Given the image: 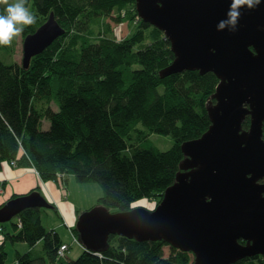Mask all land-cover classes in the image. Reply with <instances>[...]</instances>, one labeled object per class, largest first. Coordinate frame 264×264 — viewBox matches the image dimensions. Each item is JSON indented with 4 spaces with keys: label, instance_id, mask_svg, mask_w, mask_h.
I'll list each match as a JSON object with an SVG mask.
<instances>
[{
    "label": "trees",
    "instance_id": "obj_1",
    "mask_svg": "<svg viewBox=\"0 0 264 264\" xmlns=\"http://www.w3.org/2000/svg\"><path fill=\"white\" fill-rule=\"evenodd\" d=\"M30 2L35 23L23 26L10 45L0 46V169L3 163H14L34 169L44 183L60 184L73 177L80 185H97L103 192L97 206L112 213L163 198L185 159L181 145L201 138L211 126L206 104L215 94L217 77L183 72L162 79L161 72L175 59L171 44L139 19L136 0ZM5 8L0 5V15L6 14ZM51 14L66 33L25 69L23 53L20 62L15 59L17 41L33 35ZM114 16L138 19L136 35L122 41L110 38L106 21ZM249 127L247 118L243 129ZM153 135L170 137L172 148L160 151L150 141ZM33 193L40 192L36 188ZM45 212L27 209L16 223L0 225V264H7V244L28 249L16 254L14 264H193L195 260L175 249L165 256L164 242L119 236H110L99 253L83 250L72 260L68 251L61 258L60 248L67 244L43 225ZM236 264H264V257Z\"/></svg>",
    "mask_w": 264,
    "mask_h": 264
},
{
    "label": "water",
    "instance_id": "obj_2",
    "mask_svg": "<svg viewBox=\"0 0 264 264\" xmlns=\"http://www.w3.org/2000/svg\"><path fill=\"white\" fill-rule=\"evenodd\" d=\"M231 0H136L140 20L171 44L173 64L162 79L183 72L219 80L206 104L211 122L199 139L181 145L185 157L175 184L154 211L112 213L103 206L84 212L76 230L85 251L106 249L110 236L164 242L194 256L193 264H236L264 257V0L240 9L234 31L227 20ZM65 30L53 14L22 43L23 68ZM250 118L246 131L243 124ZM53 210L33 193L0 208V225L27 209ZM245 243V245L242 244Z\"/></svg>",
    "mask_w": 264,
    "mask_h": 264
},
{
    "label": "rangeland",
    "instance_id": "obj_3",
    "mask_svg": "<svg viewBox=\"0 0 264 264\" xmlns=\"http://www.w3.org/2000/svg\"><path fill=\"white\" fill-rule=\"evenodd\" d=\"M25 7L33 15V9L31 7L30 0H26ZM138 21H139L138 19L135 21H131L130 19L121 20L119 16L118 17L114 16L113 18L108 19L106 22L110 26V30L112 31L110 33L111 37L110 36L109 37L117 41H122L124 39L134 37L137 33ZM22 43L23 42L21 41V38H19V40L17 41V45L19 44L18 46L19 48L17 49V55L15 54L16 55L15 59L19 62L21 61V56H22ZM150 141L156 148L164 152L170 150L173 146V141L170 137L153 135L151 136ZM12 167L17 168V164ZM62 178L64 179V177ZM58 186L61 192L57 190L58 194L56 196L53 191H51V195L49 193L47 194L46 189L45 188L43 189V187H42L43 190H40L41 194L43 195V197H45L47 202L49 201L48 200L49 198L52 201L54 200V198L55 199L58 198V201L61 204L60 208L57 209L58 216L57 214L54 213L55 216L58 217L57 219H54L53 214L51 213L50 210H46V212L42 215V222L47 229H52L53 226L57 227L60 225V223L63 225L64 229L61 230L58 229L59 233L63 236L64 239L67 238L65 240L70 244V246H72V250H73L71 257L73 259H76L80 256L79 254L80 251L78 252V250H76L77 247L75 246L77 245L82 246V243L79 237L77 235L75 236L76 233L73 230L76 229L78 219L81 216V214L90 211L91 209L97 206L98 200L103 196V192L101 188L98 187L97 185H80L75 181L73 177H70V180L67 182L61 179L60 184H58ZM91 186L95 187L97 191H93ZM48 188L51 189L50 187ZM3 194H4V188H0V207L5 201H7V199H4ZM45 194L49 196L47 197L48 199L46 198ZM15 196L16 195H14L13 197ZM62 196L64 197L65 200L62 198ZM161 200L162 198H160L159 200L158 199L143 200L136 203L134 209L144 208L148 211H154L157 205L161 202ZM61 213H65L66 217L63 216ZM65 221L68 223V225L65 224L66 223ZM16 222H17L16 219H14L10 223H16ZM7 229L8 232H11L10 225L7 226ZM64 232H66V234H64ZM64 235H66L67 237H65ZM73 239H76V245L73 243L74 241ZM1 240L2 239H0V241ZM27 250H28L27 247L26 246L24 247L23 244H17V245L7 244L6 245V252L8 253L7 264H14L16 254L18 252L25 253L27 252ZM162 250L165 256H168L169 254L172 253L173 248L168 244L164 243L162 245Z\"/></svg>",
    "mask_w": 264,
    "mask_h": 264
},
{
    "label": "crops",
    "instance_id": "obj_4",
    "mask_svg": "<svg viewBox=\"0 0 264 264\" xmlns=\"http://www.w3.org/2000/svg\"><path fill=\"white\" fill-rule=\"evenodd\" d=\"M50 183L51 184L42 182L40 177H38V175L35 173V170L32 168H29L28 170L27 169H21L18 167L17 168L12 167L11 164L3 163L1 166V169H0V188H4V194H3L4 196L3 197H4V199H7V201H5L4 203H7L14 195H16V196H19V195L20 196H27L30 194V192H32L36 188H38L40 195L42 197H43V195L41 194L40 190H43L44 188L46 189L47 194L49 193L51 195V191H53L55 196H56L58 194L57 190L59 192H61V190L59 189V186L57 183H53V182H50ZM42 187H43V189H42ZM48 187H50L51 189H49ZM45 196H46V198L49 197L46 194H45ZM68 197H69V194H68ZM43 198L45 199V197H43ZM62 198L64 199L63 196H62ZM48 200L50 201V202L49 201L48 202L53 204V207L56 209V211H53V210H50V211L53 214L54 219H57L58 217H56L55 214H57V216H58L57 209L60 208L61 204L58 201V198H56V199L54 198L53 201L50 200V198ZM62 210H64V209H62ZM61 214L66 217L65 213H61ZM65 224L68 225L67 222ZM58 229L59 230L64 229V227L61 223L59 226H57V227L53 226L52 229H48V230H53L59 234L63 244H67L69 246L70 250L68 252L67 257L69 259L75 260L71 257V255L73 253L72 246H70V244L68 242H66L65 239H67V238L64 239L63 236L59 233ZM64 234H66V232H64ZM64 236L67 237L66 235H64ZM73 243L76 245V242L73 241ZM25 246L26 245H24V247ZM75 247H77L76 250H78V252L80 251L79 254L81 255L84 248L81 245L80 246L77 245Z\"/></svg>",
    "mask_w": 264,
    "mask_h": 264
},
{
    "label": "clouds",
    "instance_id": "obj_5",
    "mask_svg": "<svg viewBox=\"0 0 264 264\" xmlns=\"http://www.w3.org/2000/svg\"><path fill=\"white\" fill-rule=\"evenodd\" d=\"M259 3L260 0H231L227 20L220 21L217 29L223 30L228 26L230 31H234L241 15L240 9L243 7L252 9ZM25 4L26 0H15L11 4L9 0H0V5H6V14L0 15V46L10 45L12 39L23 32V26L35 23V17L28 11Z\"/></svg>",
    "mask_w": 264,
    "mask_h": 264
},
{
    "label": "built area",
    "instance_id": "obj_6",
    "mask_svg": "<svg viewBox=\"0 0 264 264\" xmlns=\"http://www.w3.org/2000/svg\"><path fill=\"white\" fill-rule=\"evenodd\" d=\"M12 166H14L15 164H11ZM74 241L76 242V239H74ZM69 251V247L67 245H64L60 248V251H59V256L61 258H64L66 253Z\"/></svg>",
    "mask_w": 264,
    "mask_h": 264
},
{
    "label": "bare ground",
    "instance_id": "obj_7",
    "mask_svg": "<svg viewBox=\"0 0 264 264\" xmlns=\"http://www.w3.org/2000/svg\"><path fill=\"white\" fill-rule=\"evenodd\" d=\"M38 29H39V28H38ZM38 29H37V30H38ZM91 188H92L93 191H97L95 187H92V186H91Z\"/></svg>",
    "mask_w": 264,
    "mask_h": 264
},
{
    "label": "flooded vegetation",
    "instance_id": "obj_8",
    "mask_svg": "<svg viewBox=\"0 0 264 264\" xmlns=\"http://www.w3.org/2000/svg\"><path fill=\"white\" fill-rule=\"evenodd\" d=\"M262 183H264V181Z\"/></svg>",
    "mask_w": 264,
    "mask_h": 264
}]
</instances>
